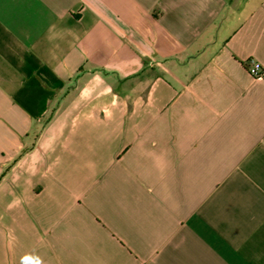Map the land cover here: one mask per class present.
Instances as JSON below:
<instances>
[{"label":"crops","instance_id":"crops-1","mask_svg":"<svg viewBox=\"0 0 264 264\" xmlns=\"http://www.w3.org/2000/svg\"><path fill=\"white\" fill-rule=\"evenodd\" d=\"M0 264H264V0H0Z\"/></svg>","mask_w":264,"mask_h":264},{"label":"built area","instance_id":"built-area-1","mask_svg":"<svg viewBox=\"0 0 264 264\" xmlns=\"http://www.w3.org/2000/svg\"><path fill=\"white\" fill-rule=\"evenodd\" d=\"M248 72L255 81H261L263 79V69L259 63L251 62L248 66Z\"/></svg>","mask_w":264,"mask_h":264}]
</instances>
